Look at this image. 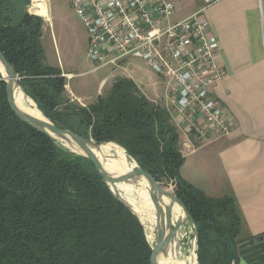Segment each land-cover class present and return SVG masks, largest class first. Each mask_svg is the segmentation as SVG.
<instances>
[{
    "label": "trees",
    "instance_id": "trees-1",
    "mask_svg": "<svg viewBox=\"0 0 264 264\" xmlns=\"http://www.w3.org/2000/svg\"><path fill=\"white\" fill-rule=\"evenodd\" d=\"M30 6L0 0V50L25 94L58 128L115 143L159 184H171L195 223L199 264H239L246 241L238 203L210 198L181 176L185 157L168 108L124 77L89 106L72 102L62 70L47 63L45 22ZM147 237L89 159L16 116L0 70V264H151Z\"/></svg>",
    "mask_w": 264,
    "mask_h": 264
},
{
    "label": "crops",
    "instance_id": "crops-1",
    "mask_svg": "<svg viewBox=\"0 0 264 264\" xmlns=\"http://www.w3.org/2000/svg\"><path fill=\"white\" fill-rule=\"evenodd\" d=\"M170 1L175 6L172 22L186 19L206 9L205 14L211 24V32L217 36L221 46L217 61L223 66L226 74L224 79L214 86V95L234 122L233 133L230 136L210 133L202 142L194 135L186 136L182 128V119L172 104V92L168 81L146 64L156 75L161 88L167 83V90L159 91L158 96H155V91L148 89L149 79H144L137 71L141 66L136 62L145 63L139 56L126 60L121 68L112 67L110 77L99 84L98 96L102 97L108 92L117 78L124 77L131 79L151 102L166 106L180 132L181 151L186 158L181 168L183 178L210 198L234 197L244 220L242 235L263 236L264 0ZM48 3L49 0L46 1L48 17L33 11L35 9L33 0L28 10L30 14L43 18L45 22L43 36L47 26L51 27L52 17ZM46 60L50 64L47 56ZM129 62L132 63L128 64L126 69L125 66ZM54 67L60 68L67 80L73 78V73L67 72L62 62ZM98 70L93 68L90 73ZM108 83L110 85L106 87ZM66 88L71 87L67 84ZM71 92L78 97L73 90ZM85 100L87 102L85 106L93 104L92 98Z\"/></svg>",
    "mask_w": 264,
    "mask_h": 264
},
{
    "label": "built area",
    "instance_id": "built-area-1",
    "mask_svg": "<svg viewBox=\"0 0 264 264\" xmlns=\"http://www.w3.org/2000/svg\"><path fill=\"white\" fill-rule=\"evenodd\" d=\"M73 7L87 30L94 70L121 68L139 56L168 81L186 136L202 142L210 133H233L235 124L214 95L226 74L206 9L172 22L170 0H75Z\"/></svg>",
    "mask_w": 264,
    "mask_h": 264
},
{
    "label": "rangeland",
    "instance_id": "rangeland-1",
    "mask_svg": "<svg viewBox=\"0 0 264 264\" xmlns=\"http://www.w3.org/2000/svg\"><path fill=\"white\" fill-rule=\"evenodd\" d=\"M72 2L73 0H49L48 5L52 17L50 22L51 27L47 26V31L43 36L42 43L45 49V55L47 56L50 65L58 66L59 63L62 62V66L65 68V70L67 72H72L74 75L73 78L67 80V84L71 87L70 89L66 88V94L68 98L72 102H76L81 106H85L87 104L85 100L86 98H92L93 103L99 99V84L106 78L108 79L110 77L113 72V68L105 67L90 73L94 67L88 58L87 46H89V36L82 20L79 18L74 7L72 6ZM131 63H127L125 68L127 69L129 66L128 64ZM136 63L140 64L141 66L137 70L140 76L146 80L149 79V81H147L148 89L155 91V96H158L159 91H165V89L167 90V83H165V85H163L161 88L156 75L147 68L146 63L143 61ZM109 81L111 82V80ZM109 85L110 84L108 83L106 87ZM72 90L78 97L81 98L74 96L71 92ZM160 185L165 190L175 195L174 187L171 184L162 182ZM134 202L137 206L142 203V201L138 199H136ZM145 234L147 237L146 230ZM186 234L188 236L182 238V236ZM180 235L181 236H179L180 239L178 242L180 257H185L194 250L198 259V244L196 242L197 232L191 221H188V223L183 226ZM250 238L251 237H245L241 234L239 240L248 242L250 241ZM147 240L153 247L148 237Z\"/></svg>",
    "mask_w": 264,
    "mask_h": 264
},
{
    "label": "bare ground",
    "instance_id": "bare-ground-1",
    "mask_svg": "<svg viewBox=\"0 0 264 264\" xmlns=\"http://www.w3.org/2000/svg\"><path fill=\"white\" fill-rule=\"evenodd\" d=\"M46 1L47 0H33L35 9H38H34L33 11L39 15L48 17ZM3 74L6 76L4 71ZM15 101L21 111L37 120L48 122L36 103L31 100L21 88L15 89ZM58 142L63 147L69 148L77 154H83L81 149L75 143H69L62 140H59ZM89 147L104 165L105 170L110 174L120 176L132 172L137 168V164L126 154L125 150L115 143H108L99 148L91 143L89 144ZM111 187L115 193L119 194V196L133 208L141 223L144 225L148 239L153 246L156 244L159 229L165 231V234L169 233L166 222L167 211L171 212L173 225H176L177 223L181 224L176 237L173 238L169 245L168 252L159 257V264H198V259L194 250L187 256L180 257L178 247L179 236H181V229L189 220L186 213L177 202L173 201L170 196H163L161 199L162 213L159 214L153 201L155 194L151 185L145 179H140L132 183H120L112 185ZM136 199L142 201L138 206L134 202ZM187 236L188 235L186 234L182 236V238Z\"/></svg>",
    "mask_w": 264,
    "mask_h": 264
},
{
    "label": "water",
    "instance_id": "water-1",
    "mask_svg": "<svg viewBox=\"0 0 264 264\" xmlns=\"http://www.w3.org/2000/svg\"><path fill=\"white\" fill-rule=\"evenodd\" d=\"M0 70L3 76V79L7 83V97L9 105L12 111L16 114V116L25 124L29 125L30 127L34 128L35 130L49 136L55 141H65L69 143H75L83 152V154L76 155L82 156L84 158L89 159L95 166L99 175L103 178L104 182L107 184L111 192L118 197L136 216L137 214L133 210L131 206L127 204V202L119 196V194L115 193L112 189V185L120 184V183H132L140 179H145L152 187L155 197L153 199L155 203V207L158 209L159 214H161V199L163 196H170L173 201L177 202L184 212L186 213L188 220L195 226L194 221L191 220L190 215L184 206V204L176 197V195L168 192L165 190L159 182L151 176L149 173L145 172L141 169L139 164L136 160L130 156V154L125 150L126 154L137 164V168L120 176L113 175L108 173L104 165L101 161L97 158L93 150L89 147V144L93 143L97 148L102 145L108 144H97L92 139L83 138L70 130H65L58 128L51 120H49L44 114L43 116L48 120V122L37 120L27 113L20 110L17 106L15 101V89L21 88L19 83V77L16 75L14 69L6 59L5 55L0 50ZM3 71L5 72L6 76H4ZM22 89V88H21ZM101 99V96L98 100ZM42 112V111H41ZM43 113V112H42ZM138 217V216H137ZM139 218V217H138ZM140 220V219H139ZM141 222V221H140ZM166 222L167 228L169 230L168 234H165V231L160 230L157 234V240L155 246L152 247V257H151V264H159V257L161 255H165L168 252L169 245L171 244L174 237H176L181 224L177 223L173 225L172 223V215L170 211H167L166 214ZM239 264H264V236H260L257 239L250 240L242 245L239 246Z\"/></svg>",
    "mask_w": 264,
    "mask_h": 264
}]
</instances>
